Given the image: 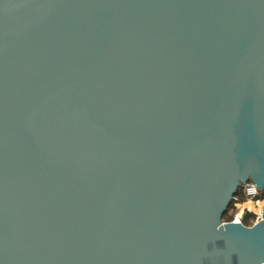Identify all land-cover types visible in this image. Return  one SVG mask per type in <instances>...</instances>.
I'll list each match as a JSON object with an SVG mask.
<instances>
[{
  "label": "water",
  "instance_id": "1",
  "mask_svg": "<svg viewBox=\"0 0 264 264\" xmlns=\"http://www.w3.org/2000/svg\"><path fill=\"white\" fill-rule=\"evenodd\" d=\"M264 0H0V264H264Z\"/></svg>",
  "mask_w": 264,
  "mask_h": 264
},
{
  "label": "built area",
  "instance_id": "2",
  "mask_svg": "<svg viewBox=\"0 0 264 264\" xmlns=\"http://www.w3.org/2000/svg\"><path fill=\"white\" fill-rule=\"evenodd\" d=\"M241 188L245 199L253 201L254 203L257 204V209L251 212L253 215L252 223L256 221L264 220V198L262 199L257 198L259 189L251 181L243 184ZM233 200H236V197H234ZM235 208L236 210L229 221L233 222L237 220L239 223H242L243 209L241 207H235Z\"/></svg>",
  "mask_w": 264,
  "mask_h": 264
},
{
  "label": "trees",
  "instance_id": "3",
  "mask_svg": "<svg viewBox=\"0 0 264 264\" xmlns=\"http://www.w3.org/2000/svg\"><path fill=\"white\" fill-rule=\"evenodd\" d=\"M241 187L242 186H240L238 188V190L235 193V196L240 192V190H242ZM257 198H259V199L264 198V187H263V189L259 190ZM235 210H236V208L234 206V200H232L230 205H229V207H228V209L226 210V212L222 216V221H229L232 218V215L235 212ZM251 219H253L252 213H250L248 211H244L243 218H242V223L245 224V225H251L252 224V220Z\"/></svg>",
  "mask_w": 264,
  "mask_h": 264
},
{
  "label": "crops",
  "instance_id": "4",
  "mask_svg": "<svg viewBox=\"0 0 264 264\" xmlns=\"http://www.w3.org/2000/svg\"><path fill=\"white\" fill-rule=\"evenodd\" d=\"M236 200H234V206L235 207H241L244 211L252 212L257 209V204L253 201L246 200L242 190L235 196ZM252 220V219H251Z\"/></svg>",
  "mask_w": 264,
  "mask_h": 264
}]
</instances>
